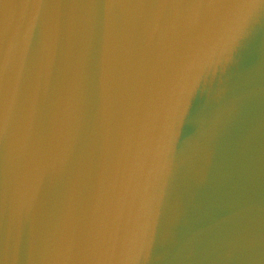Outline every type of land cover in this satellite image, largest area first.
Segmentation results:
<instances>
[{"label":"water","instance_id":"95a60500","mask_svg":"<svg viewBox=\"0 0 264 264\" xmlns=\"http://www.w3.org/2000/svg\"><path fill=\"white\" fill-rule=\"evenodd\" d=\"M0 264H264V0H0Z\"/></svg>","mask_w":264,"mask_h":264}]
</instances>
